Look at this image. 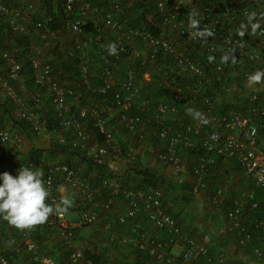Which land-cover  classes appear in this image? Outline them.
<instances>
[{"label":"built area","instance_id":"obj_1","mask_svg":"<svg viewBox=\"0 0 264 264\" xmlns=\"http://www.w3.org/2000/svg\"><path fill=\"white\" fill-rule=\"evenodd\" d=\"M122 1L60 0L66 16L64 29L70 36V48L76 54L83 84L94 93L109 95V105L99 106L82 105L77 91L53 74L45 51L56 36L49 26L54 13L46 14L40 8V0H0V26L13 36L24 35L29 40L34 84L30 98L20 95L16 86L20 82V63L14 53L0 45V59L5 66L4 74L0 73V91L11 102L14 117L28 123L30 132L40 135L45 125L38 105L46 99L59 127L58 131L47 133L51 136L57 132L54 143L79 153L96 166L105 165L110 173L117 161L126 162V170L131 173L132 169H146L139 148L145 128L153 126L157 150H150L148 145L146 151H151L157 161L174 172L184 171L178 148L201 151L192 166L196 181L193 194L204 189L206 172L220 159L231 160L264 192V151L260 148V138L264 136V96L256 89L259 86H247L248 75L264 69V35L253 34L250 29L243 37L239 35L249 11L254 10L262 17L259 0H210L206 5L197 0H153L162 20L160 35L142 26L127 28L121 18L125 13ZM102 2L108 7L100 8ZM131 2L128 1V6ZM52 11L56 12V8ZM192 11L199 13L200 29L211 30L212 36L206 39L193 36L188 16ZM112 42H116L118 52L110 55L108 67L90 70L89 66L94 68V63L101 59L98 48L103 50ZM196 52L198 57L194 55ZM118 63L122 65L121 71ZM145 69L156 74L159 97L151 96V88L145 90L142 84ZM27 99L35 103V108L28 106ZM189 109L201 113L207 123L193 119ZM88 128L101 135L103 143L93 140ZM22 148V137L0 126V153L5 154L6 160ZM146 151L144 155L148 154ZM16 160L18 166L13 171L0 165V172L15 176L20 166L37 167L44 171L46 186L50 188L48 203L55 207L60 201L57 188L65 186L75 193L80 205L88 207L87 211H79L75 220H68L65 214H53L47 220L46 226L59 232L69 250V264H98L82 248L74 247L73 238L78 229L92 226L102 211L106 215L112 213L116 224L129 223L128 234L135 237V245L146 250L156 262L188 264L198 256L199 264H226L224 258L215 262L206 258L205 244L183 235L176 220L162 208L163 193L158 187L119 190V185L112 186L107 178L93 186L81 178L80 168L57 162L49 154H43L38 161L28 156L22 163ZM221 187L207 202L223 216L226 231L237 243L249 244L255 229L264 232V200L256 199L254 191L235 192V196L226 199L230 205L221 211L224 201ZM103 190L109 192L108 198L99 200ZM117 195L121 208L114 202ZM146 223L155 232L148 231ZM0 234L13 251L6 255L4 248L0 249V264H13V255L20 254L28 255L34 264H56L54 257L39 250L32 229L18 230L0 220ZM119 243L126 245L127 237H122ZM174 248L180 251L178 257L170 253ZM249 251L250 255L241 251L237 254L244 264H264V246H252Z\"/></svg>","mask_w":264,"mask_h":264},{"label":"trees","instance_id":"obj_2","mask_svg":"<svg viewBox=\"0 0 264 264\" xmlns=\"http://www.w3.org/2000/svg\"><path fill=\"white\" fill-rule=\"evenodd\" d=\"M96 1V0H93ZM128 1L129 0H123L122 4L124 6V12L123 15L121 16V18L124 20V24L125 26L128 28H135L138 26H142L145 29H147L148 31L152 32L154 35H160L161 34V23L162 20L160 18V16L158 15L155 6H154V2L153 0H148L145 3H140L137 0H134L131 2L130 6H128ZM196 1V0H194ZM198 2L206 5L208 4V2L210 0H197ZM126 5V7H125ZM55 7L56 8V12L52 11V8ZM100 8H106L108 7V4H105L104 2L99 4ZM40 8L42 10H44L46 12V14H52L53 18L51 23H49V26L51 28L52 31L56 32V36L54 39L51 40L49 47L47 48V50L45 51L46 55L50 57V64L52 67V71L53 74L55 75V77L58 79V81H60L61 83L67 85L69 88H72L73 90L77 91V93L80 95V99H81V103L82 105L86 104V105H99V106H104V105H109V102L107 100V98L109 97V95L107 96H102L98 93H94L91 90L87 89L85 87V85L82 82V77H81V73L78 69V65L76 63L75 60V53L73 50H71L70 48V36L67 32H65L64 29V24L66 21V16L63 13V11L61 10V2L60 0H40ZM58 9V10H57ZM100 14V13H99ZM52 17V16H51ZM38 19L35 18V21ZM89 32V31H88ZM91 33V32H90ZM0 45L1 48L14 53V55L16 56V60L20 63L21 65V71H20V83H22L23 85H25L31 92L34 91V84L32 81V70L30 67V61H29V40L26 36L24 35H16L13 36L11 35L8 31H6L4 28H2V26H0ZM190 47H187V49H189ZM99 52H101V59H98V62L94 63V68L93 66H89L90 70H95L98 69L100 67H108V64L111 63V57L110 55H108L107 51H106V47L103 48L102 47L98 48ZM195 57L199 56V53L196 52ZM263 57H264V51H263ZM117 68H119V70H122V65L120 63L117 64ZM5 66L3 61L0 59V73L4 74L5 72ZM122 73V72H121ZM122 75H119V78H121ZM93 80H91L90 82V86H93ZM16 86L18 87L19 84H16ZM218 87V85H217ZM159 93V92H158ZM156 95V94H151V96ZM157 97H159V95H157ZM28 101V106L35 108V103L33 101H31V99H27ZM39 114L41 116V119L44 121V125H45V131L47 133H53V131H58L59 127L57 126L56 120H55V115L52 111V109L49 107V104L47 102L46 99H42L39 103ZM6 117L7 119L11 120L13 123V126L23 130V131H29V125L28 123H26L23 120H13V107L11 102L8 100H4L0 103V126H2L1 121H4V119L2 117ZM4 117V118H5ZM112 125H115L114 122H111ZM5 128V127H3ZM6 129V128H5ZM153 126L151 128H149L148 130L150 131V133H152L153 135ZM89 133L91 134L93 140H95L98 143H103V138L101 135H99L94 129L92 128H88ZM9 131V130H8ZM10 132V131H9ZM11 133V132H10ZM151 135L148 138V144L150 145V142L152 143H156L155 137H152ZM145 136L143 135V140H144ZM157 144V143H156ZM178 154L181 156V158L183 157V155H185L188 159H195V157L201 152L200 150L196 151L194 150H182L181 148L177 150ZM47 153L49 154L50 157L52 158H56V156L62 155L65 158H68V161L70 162V157H66V156H72L74 159H78L81 160L82 164H85L86 168H93L96 171L100 172L101 175L103 174V178H107V179H114L115 176L108 172V170L106 169L105 165H98L96 166L95 164H93L89 159L85 158L84 156H81L79 153L74 152V151H69L67 149V147H58L55 143L54 140L51 138L50 139V144H49V148H46V150H41V149H33L30 150L28 153V158L31 160H35L38 161L40 159V157L44 154ZM71 157V158H72ZM10 158L12 159V161L14 163H17V160L15 158V156H10ZM5 159V154L2 153L0 155V161H2L1 163H4ZM66 160V159H65ZM67 161V160H66ZM69 162H67L68 164H70ZM229 164V165H228ZM233 162L231 160H227L224 161L222 159L218 160V163L216 164V166H213L211 168L208 169V172H206L205 178H204V184L205 187L204 189H200L203 190L202 192H204V195L206 194V199H210L215 190L217 188L220 187L221 185V178L220 176L217 174V172L220 169H226V170H231L233 169ZM193 165H191L188 170L192 173L193 175V170L192 167ZM235 166V164H234ZM133 174H135L137 177L140 178V182L138 184L137 187H135L136 189L134 190H141L144 189L143 187H147V188H154L157 189L160 188V185L163 183V189L162 192V198H161V203H162V208L164 209V211L170 216L172 217L174 220L177 219L173 214V211L171 212V206H168V203L173 205V202L176 200V198L178 196H181V199L184 200L185 203H188V201L190 200V197H187L188 194H192L191 190L193 188H191V185H187V183H183L181 181H176V180H169V182L163 180V178H161L160 176H157L154 173H150L147 171V169H145L144 171H138V170H131ZM86 172H84V174L81 173V178L85 180L86 178ZM85 177V178H84ZM101 178V179H103ZM99 179L98 182L101 180ZM98 182L96 181L95 185H98ZM251 189L250 191H255V197L256 199L260 200L261 202L264 200V192L260 189L257 188L256 186L251 185ZM183 188H186V190H183ZM189 189V190H188ZM248 190V189H247ZM245 190V191H247ZM169 191V192H168ZM232 193V196H235V192L230 190V194ZM242 193V192H239ZM75 194V193H74ZM108 194L107 190H103V192L101 193V195H99V200L103 199L106 200L108 198ZM175 195V197H173ZM77 199V197H76ZM227 199V198H226ZM226 199L224 198L223 204L221 205V211L225 210L226 207H228L230 205V203H228L226 201ZM228 200V199H227ZM78 202V199H77ZM167 203V204H166ZM79 204V210L82 211H87L88 207L86 206H82ZM214 208V207H213ZM142 219V218H141ZM142 223H145L144 220H141ZM179 225V222H177ZM126 226V225H124ZM180 226V225H179ZM181 228V226H180ZM182 233H184L183 228H181ZM258 231V229H255L252 232V238L249 240V244L246 245H240L237 243V240H233L231 241L232 244L235 245V249L234 251L236 252L235 255L238 254L239 251L243 252L244 255H250V247L252 246H264V232ZM76 235V234H75ZM37 236V234H36ZM77 237V236H76ZM76 237L73 238V241L75 242ZM221 240V244H217V248H220L221 254L223 256H220L218 258H224V252L226 250V244L225 242L222 240V238L220 237ZM1 248H4V250L6 251V255L10 254L11 252H13L11 250V246L10 245H6L5 247H3V245H1ZM206 246V258H209L212 260V262H215L218 258H214V252H215V248H211L212 246ZM250 246V247H249ZM134 250V264H152L153 262H155L154 257L149 256L146 250H142L140 248H138L136 245L133 248ZM65 257L68 256L69 254V250L65 249ZM84 254L88 257H90L94 262L99 263L100 258H94L93 256H91L87 251L83 250ZM13 257H15V255H13ZM236 259L240 262L241 258L239 256H236ZM199 260L200 258L198 256L195 257L194 261L191 262L190 264H199ZM66 263H67V259H66ZM215 264V263H214Z\"/></svg>","mask_w":264,"mask_h":264},{"label":"crops","instance_id":"obj_3","mask_svg":"<svg viewBox=\"0 0 264 264\" xmlns=\"http://www.w3.org/2000/svg\"><path fill=\"white\" fill-rule=\"evenodd\" d=\"M260 3V12L262 17H264V0H259ZM45 55V54H44ZM259 92L261 96H264V84L259 85V87L256 88ZM1 101V100H0ZM1 103V102H0ZM5 121V118H3ZM6 127V129H8L11 133H17L20 136H24V141L26 144V138H25V132L23 130H20L16 127L13 126L12 121L9 122V126H4ZM144 141L140 146V150H141V154L140 156H142L141 161L144 164V167L147 169L148 172L150 173H154L157 176L163 177L162 174L165 173V176L163 177V179L165 181L169 180H176V178H174L175 176L173 175V171L171 169V167L167 166L166 168H164V165L161 161H157L156 158L152 159L150 157L149 154L144 155L143 152L148 150V138L149 136L152 134L150 133V131L148 129L145 128L144 131ZM28 135V134H27ZM21 136V137H22ZM30 136V134H29ZM27 137V136H26ZM153 137V136H152ZM41 145L44 146V148H49L50 141L48 144L45 143V140H41ZM33 142L29 141L28 145H29V150H33V149H37L36 147H38V145L40 143L36 142L34 144H32ZM37 144V145H36ZM27 145V146H28ZM260 148L264 151V136H262L260 138ZM2 153H0L1 155ZM28 155L23 153V154H16L15 158L19 159L20 162L22 163L24 161V159H26ZM68 161V158H65ZM6 162L1 163L2 161H0V165L1 166H5L8 167L7 169L9 170H14L16 167L18 166V164L14 163L12 161V159L10 158L9 160H4ZM69 162V161H68ZM72 162L75 163V161ZM151 162V163H149ZM154 164V165H153ZM115 167L113 166V172L112 174L115 177H119V178H114L113 180L111 179V185L114 186L115 182L119 183V185L123 184V186H135L137 187L139 184V179L136 175H133L131 172H128L126 170V162L124 161H117L115 162ZM229 165V164H228ZM129 169V168H128ZM163 169V172H162ZM233 172L230 173V175L228 176L230 178L231 182H236V181H240V183L242 182V184H244V176L243 173L241 171V169L238 166H234L233 164ZM236 170V171H235ZM169 171L170 174H166V172ZM172 171V172H171ZM84 172H86V180H88V182L91 185H94L95 182L101 178H103V174L101 175L100 172L96 171L93 168H86L85 164L82 165V174H84ZM186 178H181L177 179L178 181H181L183 183H187V178H188V174H185ZM166 178H168V180H166ZM138 179V180H137ZM239 183V184H240ZM190 185V184H189ZM194 188V187H193ZM131 189H136V188H131ZM227 189V188H226ZM58 195L61 196L60 200L66 196V195H70L71 198L73 199V207L69 210V212L67 214H65V217L68 220H75L78 215H79V202H76V195L73 193V191H71L70 189H68L67 187L63 186L61 188H57ZM230 190H233L236 193L239 192H243L247 189L245 188H229V190H225L223 191L224 194L223 197L226 199H231V196L228 195ZM227 194V196H226ZM116 204H117V200ZM76 202V203H75ZM122 202H118V204L116 206L118 207H122ZM191 205V202L188 204H184L183 200L181 199V196H178L176 198V200L173 202V205L168 203V206H171V212L173 211L174 216L177 219V222H179V225L181 226V228H183V235L184 236H188L191 235L192 233L197 234L196 232V228H192L193 225H195V221L194 220H188L187 217L183 216L185 215V213L189 210ZM191 207H193L191 205ZM217 212V211H216ZM107 213L101 212L98 214V219L97 221L90 227H83L80 228L76 231V240L73 243L74 247H79L82 248L83 250L87 251L91 256H93L94 258H100L99 263L101 264H134V247H135V242L136 239L134 236L129 235L128 234V227H129V223L127 226H124L122 224H116L113 219L111 218V214L110 215H106ZM190 222V223H189ZM47 221L43 224L37 225L35 226L32 230L34 231V236H35V240L37 242V245L39 247V250L47 255H50L52 257L55 258L56 264H69L68 263V256L65 257V252L64 250L66 249L61 236L59 234V232L55 229H49L47 226ZM146 228L148 229V231L151 232H155V230H153V228H151L150 225H148L146 223ZM186 228H188L189 230L187 231ZM224 228V229H223ZM221 232H223L222 235H220V237L222 238V240L225 242L226 244V250H225V257H227L228 263L232 264V263H240V261H238L236 259V256L234 253V245L231 242V239L229 238V236L226 234V229L225 226H222L221 229H219ZM37 234V236H36ZM227 235V236H226ZM126 236L127 237V244L126 245H121L119 243V240ZM1 248V246H0ZM179 252L178 248H174L170 251L171 254L173 255H177V253ZM66 259H67V263H66ZM14 264H34L33 262L30 261L28 255L25 254H20L19 256H15L14 260H13ZM152 264H163L160 262H153Z\"/></svg>","mask_w":264,"mask_h":264},{"label":"clouds","instance_id":"obj_4","mask_svg":"<svg viewBox=\"0 0 264 264\" xmlns=\"http://www.w3.org/2000/svg\"><path fill=\"white\" fill-rule=\"evenodd\" d=\"M188 16L189 26L193 30L192 34L194 37L206 39L208 36L213 35L211 30L200 29L201 21L198 18L199 13L197 11L188 13ZM262 21H264V17H260L254 10L249 11L246 14L245 21L241 25L242 30L239 32V35L243 37L245 32L249 29L253 34L260 33L264 35V25H262ZM106 51L108 55L117 54L118 48L116 42L108 44L106 46ZM209 59L211 60L212 57H209ZM225 59H228V57H225ZM262 84H264V69H258L248 75L247 86L249 88H255ZM188 111L193 116V119H201L202 123H207L198 111L193 109H189ZM44 176V171L34 166H20L15 176L7 171L0 172V220L7 222L18 230H31L35 226L45 223L50 215L67 214L73 207V199L70 195H66L55 207L51 203H48L47 200L50 197V188L46 186ZM117 184L119 185V183ZM143 188L145 189L147 187ZM118 189L131 188L119 185ZM217 213L220 214L218 211ZM223 220L226 229L227 222L224 218ZM226 234L231 241L236 240L234 236L227 231ZM185 237L193 236L188 235ZM179 254L180 251L177 255L173 256L178 257Z\"/></svg>","mask_w":264,"mask_h":264},{"label":"rangeland","instance_id":"obj_5","mask_svg":"<svg viewBox=\"0 0 264 264\" xmlns=\"http://www.w3.org/2000/svg\"><path fill=\"white\" fill-rule=\"evenodd\" d=\"M131 1H133V0H131ZM142 76H143V78H145L142 81V84L145 86V90L147 89L149 91V89L151 88L152 89V92L149 91L150 94H152V93L153 94H156V95H153L154 97H157V95H160V93H158L156 91V88H155L156 87V82H157V76L154 73V71L153 70H150V69H145L142 72ZM18 84H19V86L17 87V89L19 91V94L22 95V96H24V97H26V98H30L31 97V94H33V92H31L22 83L19 82ZM0 100H1L0 102H2L4 100H7L8 101V99L5 97V95H4V93L2 91H0ZM4 117H2V118H4ZM13 120H18V119L13 116ZM10 121L11 120H9V119H7L5 117V121H1V124H2L3 127L5 125L6 126H9V122ZM24 132L26 133L25 134V138H26V140L27 139L28 140L26 141V144H25L24 136L21 135L22 136V139H23V148L20 151V153H18V154L25 153L27 155L29 153V151H28L29 150V145H28L29 141L33 142L32 144H34L36 142L40 143L38 145V147H36V148L37 149H41V150H46V148H44V146L41 145V142H42L41 140H45V143L48 144L51 138L53 140L55 139V135L57 133L56 132V133H54V134H52L50 136V135L47 134L46 131H43L40 135H35L32 132H30V131H24ZM29 134H30V136H29ZM152 142H153V139H152ZM152 142H150V145H149L150 150L156 151L157 150V144L156 143L154 144ZM146 152L150 155V157L152 159L155 158V156H153V154L151 153V151H146ZM46 155H47V153H44V156H46ZM66 157H70L71 160H70L69 163L72 164V165L77 166L82 171V165H84V164H82L83 161L81 162V160L74 159L72 156H66ZM72 159H73V161L76 160V162L73 163L72 162ZM55 160L57 162H68V161L65 160V157L62 156V155L56 156ZM149 163H151V162H149ZM194 163H195V159H188L185 155H183V157L181 158V164H182V166L184 168V171L183 172H180V173H176V172H174V169L171 168L172 171H173V175L175 176L174 178H176V181H178L177 179H180L181 180V178H186L185 174H188L187 185L190 184L191 185L190 187L193 188L196 181H195V177L192 176V173L188 170V168L191 165H193ZM163 165H164V168H166L168 166L167 164H163ZM115 166L116 165L114 164V167ZM162 172H163V169H162ZM231 172H233V170H229V169L226 170V169H223V168L220 169L217 172V174L222 179L220 186H222L221 188L224 189L223 191H225V190L228 191L229 188H231V189L232 188H245V189H248V190H252L253 189V188L251 189V187H252L251 185L254 186V184L252 182H250L244 175H243L244 178H245L244 184H242V182L240 183V181H236L234 183L231 182L230 181V178L228 177ZM166 174H170V172L167 171ZM162 175L164 177L165 173L162 174ZM165 176H167V175H165ZM163 177H161V178H163ZM117 178H119V177L117 176ZM166 180H168V178H166ZM139 181H140V179H139ZM121 185L123 186V184H121ZM163 185H164L163 183L160 185L161 189H163ZM129 188H135V186H129ZM183 190H186V188H183ZM202 191L203 190L200 191V189H199V190L196 191V193H194V194L192 193V194H188L187 195V197H189L191 195L190 200L188 201V203L191 202V205L193 207H191V205H190L189 210L185 213V215L183 216V218L184 217H187L188 220H194L196 222L195 225H193L192 228L193 229L196 228L195 230H196L197 234L192 233L191 236L195 237L196 240L199 243H203V244L207 245L208 247L209 246H212L211 248L214 247L215 248V252L213 254L214 255V258H218L220 256H223L221 254L220 248L219 247L217 248V244H219V243L221 244L220 235L223 234L219 229H221L222 226H225V222L223 220V217L215 211V209L212 207V205L209 202H207V199H206L207 196H206V194L204 195V192H202ZM222 194H224V192ZM229 194H230V192H229ZM226 196H227V194H226ZM173 197H175V195ZM115 200H117L118 202L119 201L121 202L120 196L117 195L114 198V202L116 203ZM118 202H117V204H118ZM183 203L184 204H188V203H185L184 200H183ZM186 230L188 231L189 229L186 228ZM0 244L1 245H6V243L3 240V236L1 234H0ZM234 247H235V245H234ZM234 253L236 254L235 251H234ZM224 259H225V263L226 264H229L228 263V260H227V257L224 256ZM232 264H240V263H232ZM241 264H244V263L241 262Z\"/></svg>","mask_w":264,"mask_h":264}]
</instances>
